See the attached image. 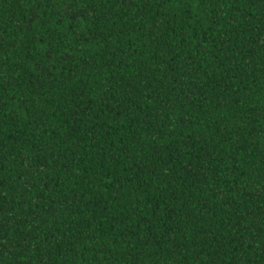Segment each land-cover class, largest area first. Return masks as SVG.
I'll return each mask as SVG.
<instances>
[{
    "label": "trees",
    "instance_id": "1",
    "mask_svg": "<svg viewBox=\"0 0 264 264\" xmlns=\"http://www.w3.org/2000/svg\"><path fill=\"white\" fill-rule=\"evenodd\" d=\"M0 264H264V0H0Z\"/></svg>",
    "mask_w": 264,
    "mask_h": 264
}]
</instances>
